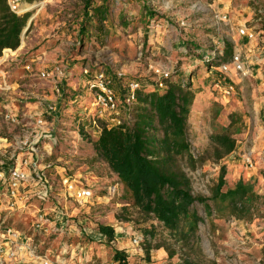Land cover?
<instances>
[{
    "label": "rangeland",
    "instance_id": "obj_1",
    "mask_svg": "<svg viewBox=\"0 0 264 264\" xmlns=\"http://www.w3.org/2000/svg\"><path fill=\"white\" fill-rule=\"evenodd\" d=\"M24 2H44L45 5L20 37L19 46L11 50L14 54L0 64V139L6 140V143L0 142L4 151L0 152V163L12 166L18 140L29 137L36 121L43 119L42 133L49 132L50 137L48 135L37 144L40 151L33 165L46 180L49 196L45 202L34 196L40 185L22 191L25 197L20 205H24L25 210L15 213L10 220L15 231L31 236L30 226L34 216L39 212L50 213L51 207L57 205V210L65 213L71 224L82 227L85 232L82 230L77 237L56 239L36 234L33 246L37 255L45 256L46 249L54 247V244L60 249L62 245L69 247L73 239L87 243L93 238L92 232L97 233L98 226H108L114 230L118 241L114 239V243H103L105 252L100 251L102 264H116L113 262L115 248L124 252L129 264H149L154 250H150L148 258L145 257L143 230L149 229L155 222L146 221L130 205L116 175L93 151L92 141L97 138L103 121L81 73L83 68L93 72L103 71L112 77L121 75V84L127 80L151 86L163 79V72L171 74V81L176 80L173 73L177 71L185 79L192 75L193 91L201 92L203 96L201 110L193 112L188 119L189 142L194 155L209 148L214 127L227 126L230 114L236 115L243 125L241 133L235 136L237 147L234 159L225 157L218 163L206 161L195 170L183 165L193 194L209 197L223 167L226 183L223 191L242 180L253 186L259 201L257 212L249 221L214 216L206 218L203 208L196 205L204 219L197 232L199 253L192 254L185 248L181 249V244L169 241L165 232L161 233L159 229L151 246L165 243L166 249L174 253L169 258L165 252V264H181L183 258L195 259L196 255H200L205 264H264V171L260 168V176L255 177L241 163L242 154L253 148L260 134L258 128L263 127L257 117L255 120L253 109L255 104L259 105L258 98L264 91L258 90L260 83L253 81L256 93H250L253 88L243 93L238 90L234 97L224 99L214 90L219 73L214 69L207 76L208 69L201 68L200 58L221 51L224 62L228 60L223 56L227 45L232 47L233 52L236 32L228 28L223 20L215 18V0H110V14L100 35L83 39L78 35L84 21L79 0ZM248 3L253 14L251 18L256 21L255 30H258L264 25V19L261 20L263 22L256 20L257 10L264 9V2L249 0ZM35 11L28 12V18ZM26 64L31 66L29 72L24 69ZM57 66L64 69L62 77H38V71H49ZM235 82L239 88V83ZM119 85L116 84L117 90ZM56 89L59 93L55 92ZM20 159L21 155H18ZM64 178L72 180L77 186L95 189L93 196L83 201L72 199L65 194ZM113 186H117V195L109 199L107 189ZM134 237L139 240L138 246L131 244ZM74 248L76 254L79 251L85 253L81 245ZM72 255V252L56 253L49 258L59 264V257L56 258L57 263L55 257L61 256L66 263ZM32 261L37 262L38 259ZM91 262L97 264L99 260Z\"/></svg>",
    "mask_w": 264,
    "mask_h": 264
},
{
    "label": "trees",
    "instance_id": "obj_2",
    "mask_svg": "<svg viewBox=\"0 0 264 264\" xmlns=\"http://www.w3.org/2000/svg\"><path fill=\"white\" fill-rule=\"evenodd\" d=\"M79 1L84 20L78 32L80 39L99 36L110 14V0ZM29 14L17 16L10 12L5 0H0V56L4 50H15L19 46ZM223 56L228 60L223 62V57L206 55L198 62L201 68L208 69L207 73L212 67L231 62L230 45H227ZM173 74L177 79L171 81L169 74L158 82L162 84L161 88L158 83L140 85L135 106L128 112L127 118L114 127L100 123L98 136L92 141L94 153L116 175L130 205L146 221L155 222L149 229L143 230L146 258L150 250H163L169 258L174 255L166 249L165 243L151 246L157 229L165 232L169 241L181 244V249L185 248L192 254L199 253L197 232L204 219L196 205L203 208L206 218L214 216L249 221L257 212L259 201L253 186L242 180L223 191L226 185L223 167L209 197L193 194L183 165L195 170L206 161L218 163L223 160L235 150V136L241 133L243 125L236 115L230 114L227 126L214 127L209 148L194 155L188 135V119L195 99L192 75L185 79L177 71ZM98 231L105 236L107 243L113 241L114 230L111 227L98 226ZM113 262L129 264L124 252L116 250ZM181 264L205 263L200 255H196L195 259L183 258Z\"/></svg>",
    "mask_w": 264,
    "mask_h": 264
},
{
    "label": "built area",
    "instance_id": "obj_3",
    "mask_svg": "<svg viewBox=\"0 0 264 264\" xmlns=\"http://www.w3.org/2000/svg\"><path fill=\"white\" fill-rule=\"evenodd\" d=\"M6 4L13 14L20 16L27 12L24 8L26 4L24 0H5ZM260 14V12H257ZM226 18L223 17L224 21ZM240 36H248L250 39L256 38L254 33H246L245 28L239 30ZM262 37L263 36H258ZM262 41H264L262 39ZM222 49V48H221ZM221 51L213 52L209 54L212 57H222ZM258 66L262 67L261 81L264 83V58L258 61ZM31 66L26 64L24 69L30 71ZM234 70L240 78L249 77V72L245 69L241 59L238 55H233L232 60L229 63L221 64L217 67V71L221 76L226 75L229 69ZM37 75L40 79H52L54 77L60 78L64 75L63 67H54L49 71H38ZM168 72H163V78H167ZM81 76L86 81V87L91 95L94 106L96 109H100V120H102L107 127H114L121 124L127 118L128 112L135 106L136 93L140 88V84L136 81H122L121 75L110 76L103 71H91L89 69H82ZM119 83L117 90L116 84ZM158 87H162V84L158 83ZM214 89L224 99L234 97L236 94V87L233 82L221 81L220 79L214 82ZM56 93L59 91L56 89ZM52 110V107H50ZM125 115V116H123ZM45 121L39 118L36 121V126L29 135V137H22L18 140L15 146L14 163L12 166L7 167L6 164L0 163V264H15L20 257L26 255L30 260L38 259L42 264H55L52 263L49 257L37 255L36 249L33 246V238L36 234H41L44 237H53L56 239L70 237L73 233H80V229L73 223L71 224L68 216L57 210L58 206L51 207L50 213H37L34 216V220L30 226L31 236H23L22 233L15 231L13 224L10 222L15 213L24 209V205H20L24 200L22 191L27 188H35L40 185V190L36 191L34 196L38 197L40 202H45L49 194L46 189V180L43 175L36 172L34 169L33 161L38 157L40 148L38 143L50 137V133H42L44 129ZM6 140L0 139V142ZM0 152L3 151V146L0 145ZM18 155H21V159L18 160ZM244 166L248 170L255 169V163L248 153H244L241 156ZM62 185L65 189V194L76 201H83L93 196L92 190L89 188H83L77 186L75 182L68 178L62 179ZM107 197L109 199L114 198L117 195V186L109 187L107 189ZM67 217V218H66ZM10 222V223H9ZM133 246H138L139 240L134 237L131 239ZM67 246H63L61 254L68 252ZM57 263V260L55 261ZM60 264V263H59Z\"/></svg>",
    "mask_w": 264,
    "mask_h": 264
},
{
    "label": "crops",
    "instance_id": "obj_4",
    "mask_svg": "<svg viewBox=\"0 0 264 264\" xmlns=\"http://www.w3.org/2000/svg\"><path fill=\"white\" fill-rule=\"evenodd\" d=\"M262 1L264 2V0ZM248 2L249 0H239V1L237 0H215L214 4L217 7L213 8L215 18L218 20H222V18L225 17L226 19L224 20V24L226 25L228 24L227 25L228 28H230L233 31L235 30L236 35H234V39H233L234 46H233L232 56L238 55L245 69L248 70L250 76L247 78H240V76L237 75V73L231 68L229 69L228 73L223 76H221V74L216 70L217 68H211V71H209L206 75L209 76L210 73L212 74V71H214L215 69L216 72L219 73V77L216 75H213V76L215 78L218 77V79H220L221 81L226 80V82H233L236 87V94L238 90L241 93H243V91H248L250 88H253V90L250 91L251 94L256 93V89L254 87L253 81L260 83L259 86L257 87L258 90L262 89L264 91V83H262L261 81L262 67L258 66V61L264 58V41H262V39L264 40V29L260 27L258 28V30H255L256 21L251 18V15L253 14L249 8ZM261 8L262 9L257 10V12H260V14L258 13V16H257L258 18H256L257 21H261L264 19V9L263 7ZM241 28H245L246 33L248 35L249 33H252V34L254 33L255 35H257V37L250 39L247 35L240 36L238 32ZM259 35L263 36V38L258 37ZM235 81L239 83L240 85L239 88ZM194 93H195V99L193 102L191 115H193V112L197 113L201 110L200 105H201V100H203L202 99L203 96L201 92L200 93L194 92ZM257 94H260V93L258 92ZM253 97L257 98L255 97V95H253ZM258 100H259V105L255 104V107L253 109L255 112V120L257 117L258 122H260L261 126L264 127V93L262 96H259ZM258 122H255L257 126H258ZM263 127L258 128V131L260 134L255 139L258 141L257 142L255 141L253 148H251V150L246 152L250 155L253 162L255 163V169L248 170L246 166L244 168L246 171L251 172V174L253 173L255 177H258V175L260 176V172L258 171L260 168L264 171V128ZM45 145L47 144H44V146ZM236 147H235V150L230 155L227 156L229 159H234ZM241 163L244 166L243 160L241 161ZM92 192H95V189L94 190L92 189ZM76 228L80 229V233L78 234H82V230H83L82 227L77 226ZM92 233H94V235L92 236L93 238L87 243H82L80 239L78 240L73 239L72 240L73 243H71L70 241V246L67 248H68V251H71L73 254L71 257L72 259L71 258L69 260L67 259L65 263L64 258H62L61 256H57L55 257V259L59 257V260L56 259L58 260V263L60 264H90L91 261L93 262V261L99 260L97 264H102L103 258L100 255V251L103 250L105 252V245L103 243L107 241H106L105 236L99 233L98 231L97 233L95 232H92ZM78 234L73 233L71 236L77 237ZM67 238H70V237H67ZM114 239L117 240L115 237ZM114 239L110 243L112 242L114 243ZM76 245H81L83 247L82 251H85V253L83 254V252L79 251L76 254L75 251L73 252V250H75L74 246L76 247ZM63 246L65 245H62L61 249L63 248ZM61 249L57 247V244L56 245L54 244V247L52 246V248L46 249L47 253H45L44 255L46 257L52 258V255H55L56 253L61 254ZM115 250L118 251L119 249L115 248ZM151 253H154V254L151 255V257L149 258V261H148L149 264H165L164 258L166 257V253L163 250L154 251V252L152 251ZM127 259L129 261V258ZM15 264H42V263L40 262V260H38L37 262L32 261L26 255H23L22 257L19 258V260Z\"/></svg>",
    "mask_w": 264,
    "mask_h": 264
},
{
    "label": "bare ground",
    "instance_id": "obj_5",
    "mask_svg": "<svg viewBox=\"0 0 264 264\" xmlns=\"http://www.w3.org/2000/svg\"><path fill=\"white\" fill-rule=\"evenodd\" d=\"M52 0H48V2H51ZM48 2H46V3H48ZM44 5H45V3L44 2H33V3H31V4H25L24 5V8L26 9V11H32V10H36L35 11V13L34 14H32L29 18H28V20H27V24H26V27H27V25H30L31 23H32V21L34 20V18H35V16H36V13L39 11V10H41L43 7H44ZM25 27V28H26ZM24 28V29H25ZM24 31V30H23ZM24 42L22 41L21 42V44H23ZM4 54H3V57L2 58H0V64L4 61V60H6L9 56H11V55H13L14 54V52L13 51H11V50H4V52H3Z\"/></svg>",
    "mask_w": 264,
    "mask_h": 264
},
{
    "label": "water",
    "instance_id": "obj_6",
    "mask_svg": "<svg viewBox=\"0 0 264 264\" xmlns=\"http://www.w3.org/2000/svg\"><path fill=\"white\" fill-rule=\"evenodd\" d=\"M29 28V25H27V27L24 29V31L21 33L20 37H22L24 35V33L27 31V29Z\"/></svg>",
    "mask_w": 264,
    "mask_h": 264
}]
</instances>
